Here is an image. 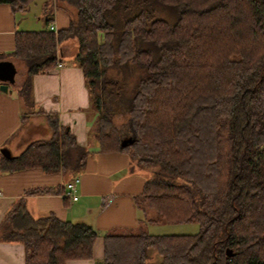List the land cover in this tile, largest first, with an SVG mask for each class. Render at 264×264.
Here are the masks:
<instances>
[{"label": "trees", "instance_id": "trees-1", "mask_svg": "<svg viewBox=\"0 0 264 264\" xmlns=\"http://www.w3.org/2000/svg\"><path fill=\"white\" fill-rule=\"evenodd\" d=\"M34 1L0 5L24 15ZM55 10L68 25L52 32ZM42 13L44 29L16 33L0 55L23 63L17 98L28 106L33 76L54 69L73 43L89 136L100 154H124L146 174L137 226L105 232L96 264H264V0H47ZM44 117L50 137L0 155L1 173H82L88 151L55 115ZM33 193L50 191L25 192ZM186 223L197 231L142 227ZM97 235L52 213L32 217L23 198L0 220V240L20 243L24 264L90 259ZM149 250L158 262L147 261Z\"/></svg>", "mask_w": 264, "mask_h": 264}, {"label": "crops", "instance_id": "crops-1", "mask_svg": "<svg viewBox=\"0 0 264 264\" xmlns=\"http://www.w3.org/2000/svg\"><path fill=\"white\" fill-rule=\"evenodd\" d=\"M46 1H40V10H36L38 13L33 21L26 14H13L7 5H0V55L12 51L16 33L44 29L42 6ZM67 25V15L55 10L47 28L52 26L57 32ZM65 50L66 45L62 46L61 67L33 76L28 106L16 96L21 78L16 77V73L14 84L8 87L10 92H0V152L5 150L14 157L27 145L47 140L50 131L44 114L55 115L59 125L68 129L75 143L89 153L75 184L76 200L71 201L63 192L65 184L72 182V178L59 174L45 175L38 169L0 172V220L13 202L23 198L32 217L52 213L60 220L85 223L98 234L93 243L92 257L67 260L64 264H96L102 256V235L105 232L137 226L140 213L135 206V196L141 193L145 176L137 169H131L126 155L98 152L97 143L89 136L92 118L86 112L88 96L82 73L69 62L70 57ZM0 61L11 62L17 71V61L11 58ZM26 113L33 114L21 121V115ZM46 189L50 193L25 194L28 190ZM0 264H24L23 246L18 242L0 240Z\"/></svg>", "mask_w": 264, "mask_h": 264}, {"label": "rangeland", "instance_id": "rangeland-1", "mask_svg": "<svg viewBox=\"0 0 264 264\" xmlns=\"http://www.w3.org/2000/svg\"><path fill=\"white\" fill-rule=\"evenodd\" d=\"M40 1L41 0H35L34 4L29 7L30 10L26 13L27 18H29L32 21L34 19V15H36L38 13V12H36V10L37 11L40 10V8H39V6H41V2ZM171 16L172 15L170 13L169 14L168 13L165 14V17H167L169 20L172 19ZM65 45H66V50L65 51H66L67 55L72 56L74 54V52H75V46L73 45V43H70V42H68ZM16 70H17L16 71V74H17L16 77H21V78H19L21 80L23 78L22 77L23 74H21V72L22 71L24 72L23 63L17 62ZM141 173L144 174L143 172H141ZM145 176H146V174H145ZM142 227H143L144 230L148 231L149 233H153V234H163V233H165V234H193L198 229L196 223L161 224V225L145 224ZM147 261L151 262V263H156V262L159 261V257L153 250H149L148 251Z\"/></svg>", "mask_w": 264, "mask_h": 264}, {"label": "water", "instance_id": "water-1", "mask_svg": "<svg viewBox=\"0 0 264 264\" xmlns=\"http://www.w3.org/2000/svg\"><path fill=\"white\" fill-rule=\"evenodd\" d=\"M15 69L11 62L8 61H0V92L1 93H9L8 90L9 86L14 84V76H15ZM130 144V141H121L120 146L125 147L126 145ZM1 155L5 157H10L7 151L2 150Z\"/></svg>", "mask_w": 264, "mask_h": 264}, {"label": "built area", "instance_id": "built-area-1", "mask_svg": "<svg viewBox=\"0 0 264 264\" xmlns=\"http://www.w3.org/2000/svg\"><path fill=\"white\" fill-rule=\"evenodd\" d=\"M49 31L55 32L52 26H49ZM56 67H61L60 64H56ZM77 178H74L72 182H68L64 186V195L65 197L69 198L71 201L76 200L75 195V184L77 183Z\"/></svg>", "mask_w": 264, "mask_h": 264}]
</instances>
